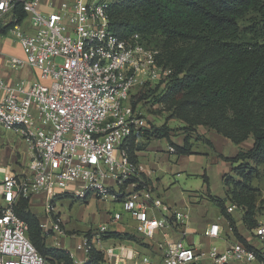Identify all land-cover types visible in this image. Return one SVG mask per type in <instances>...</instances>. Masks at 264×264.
I'll list each match as a JSON object with an SVG mask.
<instances>
[{
    "label": "built area",
    "instance_id": "1",
    "mask_svg": "<svg viewBox=\"0 0 264 264\" xmlns=\"http://www.w3.org/2000/svg\"><path fill=\"white\" fill-rule=\"evenodd\" d=\"M110 3L0 0V20L18 6L32 30L18 25L11 30L23 58L9 56L8 67L37 73L34 81L0 78V127L16 133L30 154L25 175L5 174L0 180V264H52L31 244L28 227L13 207L21 198L45 193L50 215L52 200L70 189L77 201L93 196L120 203L135 221L137 239L152 249L140 256L127 247L106 248L105 264H264V215L250 231L248 247L233 238L230 228L222 233L218 223L210 224L203 237L220 243L219 248L170 238L178 224L188 221V213L171 211L153 198L151 183L127 148L148 127L132 107V95L152 83L164 89L168 71L138 35L123 41L109 30ZM156 210L164 215L157 217ZM119 220L116 213L111 223ZM106 229L96 232L99 241ZM52 231L62 234L57 219ZM89 247L84 239L86 253Z\"/></svg>",
    "mask_w": 264,
    "mask_h": 264
},
{
    "label": "trees",
    "instance_id": "2",
    "mask_svg": "<svg viewBox=\"0 0 264 264\" xmlns=\"http://www.w3.org/2000/svg\"><path fill=\"white\" fill-rule=\"evenodd\" d=\"M10 23L2 33L27 17L21 7L12 9ZM109 30L120 40L138 35L140 44L157 52L160 66L168 71L167 83L155 102L182 123L181 146L170 142L166 126H148L133 136L128 153L136 162L137 138L166 139L176 155L194 154L193 137L198 127L206 128L235 145L252 140L247 151L223 158L232 166L233 175L223 178L225 199L212 198L227 221L233 238L248 247L237 231L226 202L244 210L243 226L251 231L255 217V188L251 183L264 166V2L261 0H111L108 8ZM145 85L136 94L146 99ZM131 98V99H132ZM131 105L134 108V105ZM211 146V145H210ZM28 227L27 238L36 251L52 264H74L70 255L46 245L36 216L21 198L13 207ZM264 215V214H262ZM141 240L117 233L101 239ZM85 264H105L103 254L88 249Z\"/></svg>",
    "mask_w": 264,
    "mask_h": 264
},
{
    "label": "crops",
    "instance_id": "3",
    "mask_svg": "<svg viewBox=\"0 0 264 264\" xmlns=\"http://www.w3.org/2000/svg\"><path fill=\"white\" fill-rule=\"evenodd\" d=\"M26 23L27 21L25 19L22 23L17 25L20 26L24 32L31 33L32 30ZM11 30L6 33H2V30L0 31V78L9 83L23 79L34 81L37 77L36 71L32 70L33 72H31L29 69L13 71L8 67L7 58L9 56L23 58L22 50L12 35ZM10 42L12 45H10ZM195 134L196 136L193 137V140L196 139L195 142L193 141L194 154L190 155H176L173 152V149L170 147L169 142L167 140L166 141L168 153L177 157L175 162L177 164L176 166L180 168V171L175 173L176 176H179L180 173H183L182 169H193V172L187 174L186 177L196 178L201 176L203 183L199 190H193L191 186H187V190L170 188L176 182L170 185V187L165 188L162 179L158 178V172L160 171V168L158 166L155 168V165L141 163L139 161V157L142 156L143 153L148 152L149 149L157 152L159 150L158 143L163 139L146 140L143 138H137L135 140V144L137 147H139V150L135 152V159L136 162L142 167L143 175L153 187V198L155 200H159L163 206L168 207V209L171 211L176 210L179 212L188 213V221L178 224V226L171 232L170 238L173 240L183 238L184 242L187 244H193L194 237L197 235V244H210L214 243L215 241L203 237V231L208 228L210 224L218 223L222 233L226 230V228H229L227 221L220 215L219 209L211 201L212 198H218L222 200L225 199L223 178L227 175H233L231 170L232 167H235V165L232 166L230 163L225 162L223 158H233L239 151L249 150L252 146V140L249 139L244 143L235 145L215 132L203 127H198ZM183 139V135H180L177 138H171V136L169 137L170 142L177 146H181L183 144ZM230 144H232V146ZM224 148H228V154L224 152ZM207 158L208 163L210 162L209 164L216 166V175H218L220 179V189L222 190V196L214 195L212 193V188L210 187L209 178L204 173L201 174V172H196L195 170V165L200 166L199 170H201V168L204 166L207 167L208 163L204 165L205 159ZM29 160V150L20 137L13 131H8L0 127V180L4 178L5 174L16 176L25 175L27 173ZM166 161H168V158ZM172 170L170 167H168L167 171L170 172ZM69 192H71V189L65 193H59V195L52 200L54 212L50 215L45 211V203L48 197L45 193L35 194L28 200V209L38 219L47 246L67 252L74 264H85L88 260V253H86L83 248L84 239H88L89 245L101 253L108 245L107 248H120L119 246L127 247L129 248L130 252H137L140 256H148L151 254L152 249L148 244H138L128 239L116 240L111 238L105 240L101 239L100 241L97 239L96 232L101 227L107 228L106 233H117L137 239L135 234V221L127 212L123 211V209L122 211L124 214L121 212L114 213L120 214L119 221L111 223V218L114 214L109 215L107 216L106 223H101L96 229L89 230L82 236H78L76 231L71 227L70 220H66L65 217L61 215L57 207L58 203L63 204L66 200L76 201L72 198ZM176 192H179L181 195L178 196ZM89 201L95 203L96 206H99L98 204H103L104 202L96 199L93 196H88L83 202L87 204ZM3 204L4 203L2 201L0 188V209L3 207ZM226 207L229 213L232 215L231 210L234 208V206L226 202ZM39 208L40 210L42 209L40 215H38ZM212 208L215 210H212ZM155 215L157 217H162L164 214L160 210H156ZM54 219H57L59 222L60 228L62 230L61 235H58L52 231ZM233 219L235 220L238 233L243 238H245L246 241H248L250 239V231L243 226L241 220H238L236 217H233ZM62 244L69 245L71 247L70 251H68L69 249H64Z\"/></svg>",
    "mask_w": 264,
    "mask_h": 264
},
{
    "label": "rangeland",
    "instance_id": "4",
    "mask_svg": "<svg viewBox=\"0 0 264 264\" xmlns=\"http://www.w3.org/2000/svg\"><path fill=\"white\" fill-rule=\"evenodd\" d=\"M261 1L264 2V0ZM13 20L14 19L10 14L4 17L0 21V31L10 23H12ZM10 45H12L11 42ZM14 52L17 53L16 51ZM29 70L33 72L31 69ZM43 84H48V82H45ZM156 85L159 84L152 83L150 84V87L146 89V99L140 101L139 97L134 96L131 99L132 104L134 105L137 114L144 119L148 126L150 125L154 127H161L164 125L171 130V138H177L183 133L181 130L182 123L176 119H171L170 113L166 111L161 104H157L155 102L156 97H158V95L161 93V88H155ZM158 144L159 150L157 152L149 149L148 152L143 153L142 156L139 157V161L141 163H149L155 165V168L157 166L160 168V171L158 172V178L162 179L165 188L170 187V185L176 182L170 188L187 190V186H191L193 190H199L203 183L202 177L199 176L196 178H187L186 175L193 172V169H182L183 173H180L179 176H176L175 173L180 171V168L176 166L177 164L175 162L177 157L168 153L166 139H163ZM230 145L232 146V144ZM224 152L228 154V148H224ZM167 158L168 161H166ZM207 163L208 158L205 159L204 165H206ZM209 163L207 167L204 166V169L201 168V170H199L200 166L195 165V170L196 172H201V174L204 173L209 178L210 187L212 188V193L214 195L222 196V190L220 189V179L219 176L216 175V166ZM168 167L173 170L168 172ZM251 185L256 190V192L254 193L255 206L257 208L255 217L258 218L262 216V214H264V166L259 167L258 176L253 178ZM176 194H178V196L181 195L179 194V192H176ZM98 205L99 206H96V204L91 201L85 204L83 201L66 200L63 204L58 203L57 207L61 215H63L66 220H70L71 227L76 231L77 235L82 236L83 234H85V232L96 229L99 224L106 223L107 216L112 215L115 212H121L122 214H124L120 203H112L106 201L103 202V204ZM212 210L215 209L212 208ZM231 211L233 217H236L238 220H242L244 214V210L242 208L234 206ZM41 212L42 209L40 210L39 208L38 215H40ZM197 243L198 236L196 235L194 237V245H198ZM184 244L187 245L186 242H184ZM62 245L64 249H69L68 251H70L71 247L69 245ZM214 246L219 248L221 245L217 242L214 243ZM107 247L108 245L105 248ZM115 252L117 253L118 251L115 250Z\"/></svg>",
    "mask_w": 264,
    "mask_h": 264
}]
</instances>
